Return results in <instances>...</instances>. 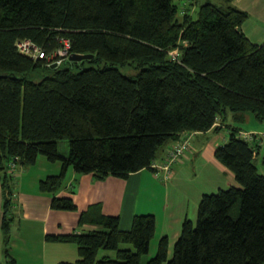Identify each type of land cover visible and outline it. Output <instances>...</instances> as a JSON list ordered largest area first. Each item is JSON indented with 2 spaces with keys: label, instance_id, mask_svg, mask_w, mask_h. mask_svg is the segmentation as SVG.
Returning a JSON list of instances; mask_svg holds the SVG:
<instances>
[{
  "label": "trees",
  "instance_id": "16d2710c",
  "mask_svg": "<svg viewBox=\"0 0 264 264\" xmlns=\"http://www.w3.org/2000/svg\"><path fill=\"white\" fill-rule=\"evenodd\" d=\"M224 0H208L193 17L173 0H0V185L4 252L10 242L13 177L8 163L23 166L39 155L60 161V173L39 182L52 195L53 210L76 211L70 197L55 194L66 171L127 178L149 169L161 148L182 133L229 128L214 156L240 186L205 194L197 221L185 219L168 258V239H159L148 264H264V175L256 165L259 145L240 136L247 113L264 122V41L241 31L246 11ZM29 38L46 53L69 40L68 59L52 68L15 48ZM179 50V62L168 51ZM131 66L133 77L119 68ZM230 115L231 124H227ZM222 119V120H221ZM246 132V131H245ZM69 141L60 155L58 141ZM264 167V155L261 159ZM86 232L47 235L74 243L78 259L60 264H140L155 235L153 214L135 215L122 230L117 216L98 205L81 212ZM131 245L123 248V245ZM116 258L98 259L101 250Z\"/></svg>",
  "mask_w": 264,
  "mask_h": 264
},
{
  "label": "crops",
  "instance_id": "0c3cea01",
  "mask_svg": "<svg viewBox=\"0 0 264 264\" xmlns=\"http://www.w3.org/2000/svg\"><path fill=\"white\" fill-rule=\"evenodd\" d=\"M187 1L180 15L182 17L186 13L195 17L197 1ZM232 6L248 14L241 27L246 37L254 44L263 43L264 0H234ZM223 123L220 120L216 122L221 128H227L229 132V128ZM231 123L229 115L227 124ZM245 123L247 125L251 123L250 117ZM235 126L240 127V131H246L238 123ZM213 130L212 128L205 132H194L193 142ZM247 132L264 134V128L253 127ZM185 133L180 134L179 139ZM227 140L222 138V143ZM175 141L168 142L166 150L165 148L160 150L156 161L160 162L165 158ZM254 144L259 145L260 153L264 148V135L256 138ZM213 145L215 144L208 149L205 148V151L201 148L195 150L189 158L187 154L190 149L188 153L185 152L183 159L173 165L172 174L167 180L156 178L151 169L140 170L127 178L108 176L103 180H95L91 174H77L70 167L66 171L61 188L55 195L72 198L77 206L76 211L53 210L50 207L52 195L40 192L38 187L41 180L60 172L62 166L60 161L49 162L45 156H38L35 164L23 166L17 163V160L13 169V205L9 216L10 242L7 253L4 252L1 228L3 208L0 185V264H60L76 261L79 257L77 247L59 245L61 242L49 241L46 236L66 235L93 229L89 225L78 226L81 212L92 205H98L104 215L117 216L122 230L131 228L135 215L153 214L156 219L155 235L149 254L142 258L140 264H148L155 255L158 241L162 237L168 239L170 259L174 244L180 236L183 221L188 219L193 224L196 223L199 201L203 195L209 193L205 190L208 183H211V193L225 189L222 185L228 188L238 186L233 172L215 158L216 146ZM103 257L111 256L105 253Z\"/></svg>",
  "mask_w": 264,
  "mask_h": 264
},
{
  "label": "built area",
  "instance_id": "2783aa9c",
  "mask_svg": "<svg viewBox=\"0 0 264 264\" xmlns=\"http://www.w3.org/2000/svg\"><path fill=\"white\" fill-rule=\"evenodd\" d=\"M62 44L63 46L60 47L59 49L51 53H46L45 50L40 45L35 43L33 40L29 38H23L15 42V48L20 54L27 56L33 60L44 59L46 65L48 66H52V65L59 66L64 62V60L68 59L70 55L68 53L69 40L63 39ZM168 56L171 58V60L179 62V51L177 49L169 50ZM254 135L259 137V135H264V134L253 133V132L251 133L245 131L240 132V136L248 141H253L256 137V136L254 137ZM192 136H193L192 132L185 133L183 137L177 139L174 142L171 148L167 151L165 158L162 161L159 162L154 160L151 163L150 169L156 178L165 179V180L169 178L170 174H172L173 165L177 163L181 159V157L185 154V152H187L190 149ZM17 160L18 157H14L8 163L9 171L12 177L14 176L13 169L15 168V164Z\"/></svg>",
  "mask_w": 264,
  "mask_h": 264
},
{
  "label": "rangeland",
  "instance_id": "374dc122",
  "mask_svg": "<svg viewBox=\"0 0 264 264\" xmlns=\"http://www.w3.org/2000/svg\"><path fill=\"white\" fill-rule=\"evenodd\" d=\"M195 1H197L196 5H197V9H198V7L201 4H203L204 2H206L207 0H195ZM211 1L214 4H216L217 6H220V7H223V6L226 5L225 2H224V0H211ZM173 2L178 5L179 12H178L177 18L178 19H181L180 13H181L182 9L186 7L188 1L187 0H173ZM183 13H185V11ZM194 16H196V14ZM174 49H177V48H174ZM119 70L125 76L133 77V76H135L137 74V70H135L131 66L121 67V68H119ZM248 117H250L251 123H248V125L246 123H240L239 124L242 128H244L246 130V132L248 131L249 128H253V127L264 128V124L263 123L261 124V123L257 122L255 120V118H254V116H253L252 113H247V118ZM229 133L230 132H228V129L227 128L222 127L219 130H213L210 134H208V135H206L204 137L201 136L200 139H198L197 141L194 140V142H193V140H192V144H191L192 150L190 148V150L188 151L189 153L187 152L188 153L187 154V158H189L190 155H192L193 152H195V150H197V149H200L201 148L202 151H205V148L208 149L209 147L212 146V144H215L213 146H216V147L222 145L223 144L222 143V138H224L225 140H227ZM259 136H262V135H259ZM225 142L226 141H224V143ZM193 143H194V145H193ZM166 146H167V144H165L161 149L163 150L165 148V150H166V148H167ZM58 150H59L60 155L62 154L64 156H68L69 155V141L67 139H61V140H59L58 141ZM263 155H264V148L262 149V151H260V156H259L258 160L256 161V165L258 167L259 173L264 175V167L262 166V163H261V159H262V156ZM39 156L41 157L42 155H39ZM183 157L180 159V161L183 159ZM192 160L193 159L191 158V161ZM59 173L60 172H58V174ZM222 186L225 189L228 188V187H226V185H222ZM238 186H240V185L238 184ZM205 190H208V192H209L208 194L211 193V183L210 182L208 183V186L205 188ZM213 192H215V191H213ZM59 245H62V246H70V245H73V246L76 247V245L74 243H68V242H61ZM122 247L123 248L128 247V248H130V250H134L133 247L131 245H129V244L123 245ZM105 253L106 254H109L111 256L110 257L111 259H115L116 258V255H115V252L114 251L101 249L99 251V253H98V259H101L102 258V255H104ZM147 255H145L144 257H146ZM144 257H143V259H144Z\"/></svg>",
  "mask_w": 264,
  "mask_h": 264
},
{
  "label": "water",
  "instance_id": "95a60500",
  "mask_svg": "<svg viewBox=\"0 0 264 264\" xmlns=\"http://www.w3.org/2000/svg\"><path fill=\"white\" fill-rule=\"evenodd\" d=\"M93 55L91 54H70L68 60L70 61H81L85 59H91ZM57 67L56 65H52V68Z\"/></svg>",
  "mask_w": 264,
  "mask_h": 264
}]
</instances>
